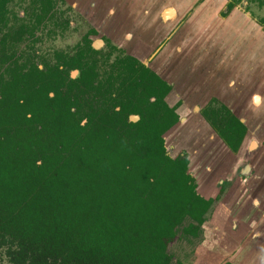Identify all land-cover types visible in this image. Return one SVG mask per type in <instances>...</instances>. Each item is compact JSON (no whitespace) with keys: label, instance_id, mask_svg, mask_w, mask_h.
I'll return each mask as SVG.
<instances>
[{"label":"trees","instance_id":"16d2710c","mask_svg":"<svg viewBox=\"0 0 264 264\" xmlns=\"http://www.w3.org/2000/svg\"><path fill=\"white\" fill-rule=\"evenodd\" d=\"M133 71L142 76L147 67ZM158 84L154 101L90 110L84 124L71 110L70 86L54 88V97L40 83L17 95L1 88L0 239L34 257L53 251L57 264H169L170 244L198 236L213 199L197 191L189 157L166 152L163 135L182 103L170 106V86ZM218 107L223 113L205 109L202 118L237 153L246 126Z\"/></svg>","mask_w":264,"mask_h":264},{"label":"crops","instance_id":"0c3cea01","mask_svg":"<svg viewBox=\"0 0 264 264\" xmlns=\"http://www.w3.org/2000/svg\"><path fill=\"white\" fill-rule=\"evenodd\" d=\"M66 1L86 17L91 13L103 19L110 17L109 24L117 33L127 35L129 41L134 36L145 43V57L149 52L153 57L159 45L155 53L160 51L156 62L160 69L156 73L173 85L175 97L195 92L198 98L215 100V105L223 104L246 119L256 115L263 122L250 126L254 139L246 138L248 144L241 159H216L215 152H211V163L205 171L214 181L206 191L213 202L202 225L209 235L206 244L211 245L197 247L191 264H223L227 260L218 261L228 246L241 251L236 257L238 264H264L262 26L239 7L221 15L226 0ZM148 62L146 65L151 66ZM209 139L214 141L215 137L210 134ZM200 168L199 162L190 161L189 171L194 178L199 177ZM220 191L222 197L216 201Z\"/></svg>","mask_w":264,"mask_h":264},{"label":"flooded vegetation","instance_id":"af4514ba","mask_svg":"<svg viewBox=\"0 0 264 264\" xmlns=\"http://www.w3.org/2000/svg\"><path fill=\"white\" fill-rule=\"evenodd\" d=\"M22 1L25 3L23 9L20 8ZM55 2L63 7L58 10L57 5L54 7ZM262 3L264 0H226L221 15L225 16L239 7L264 29ZM109 21L110 17L103 19L95 13L86 17L66 0H0V89L5 88L17 95L23 85L36 91L40 83L48 89V95L54 97V88L66 91L70 86V97L77 107L71 110L82 117V124L86 122L85 112L90 110L99 113L112 108L119 110L120 106L116 105L119 102L150 97L152 86L162 88L159 81L168 84L172 90L173 85L156 73V69H160L156 65L160 51H155L160 46L154 48L153 57L147 58L152 68L142 58L148 52L145 43L134 36L129 41L127 35L117 33ZM94 45L99 46L96 48ZM100 64L105 66L104 73ZM140 64L147 67L142 76L139 71H133ZM88 67V73H85ZM150 100L154 101L155 96ZM182 102L181 99L175 100V106ZM215 102L207 100L199 112L200 116L205 109L223 113L222 107L214 105ZM131 116L136 119L131 120ZM128 118L136 122L140 117L129 114ZM202 225L198 236L188 235L180 239L191 242L201 238ZM15 246L9 238L5 241L0 239V264H57L60 261L52 258L53 251L40 252L47 254L45 258L34 257L32 254L39 252L20 251ZM168 252L172 257L169 264L173 260L181 263L169 247Z\"/></svg>","mask_w":264,"mask_h":264},{"label":"water","instance_id":"95a60500","mask_svg":"<svg viewBox=\"0 0 264 264\" xmlns=\"http://www.w3.org/2000/svg\"><path fill=\"white\" fill-rule=\"evenodd\" d=\"M150 67L153 68V65ZM162 76V74H161ZM198 85V84H197ZM202 88V87H201ZM201 88H198L196 91H199ZM188 95L184 97H179V99L183 100V104L178 109V114L183 115V113H189V117L186 120V117L180 116V121L174 124L164 135V139L166 141V134L172 130L175 141L177 140V143L179 146L184 149L186 152L189 153V155H192L193 158H191L192 163L199 162L200 164V171L198 173L199 177H196L197 182V191L204 195L205 198H209L210 194H208L206 191L207 189H211L212 185L214 184V181L211 182L212 176L209 175L208 172L205 171V167L211 163V157L216 154V159L221 158L222 156L226 157L228 159L229 157H233L234 159H241L244 152H245V146L248 144L246 138L251 139L253 141V135L252 130L250 128L251 125H254L255 122L258 124H261V122L256 115L249 117L246 119L243 115H239L238 113L235 114L239 120L244 123L246 126V134L244 138V144L242 147L239 148L237 153L231 152L229 148L222 142V140L217 136V134L213 131V129L208 125L207 122L200 116V109L203 105H205L206 101L208 99L206 98H198L196 95H194L195 92H186ZM173 91L171 90L169 96L166 98L167 103L170 106H173L175 98L173 96ZM255 101H257V98H255ZM243 105V104H242ZM183 112V113H182ZM262 115H259V118H261ZM256 118V119H255ZM131 120L136 119L135 116L130 117ZM180 133V134H179ZM213 135L215 137L214 141L209 139V135ZM259 136H262L259 134ZM249 142H252V141ZM206 141L209 142V144H206ZM167 142V141H166ZM165 142V147H166ZM261 149L263 150L261 153L264 155V147L261 145ZM209 154V155H208ZM180 155H183L181 153ZM190 160V161H191ZM216 161V160H214ZM218 162V161H217ZM196 164V163H195ZM197 165V164H196ZM190 166V164H189ZM189 171V169H188ZM189 173L192 174V172L189 171ZM193 175V174H192ZM208 181V183H207ZM207 183V184H206ZM206 184V185H205ZM201 187V189H200ZM231 263L235 264L233 261H230Z\"/></svg>","mask_w":264,"mask_h":264},{"label":"rangeland","instance_id":"374dc122","mask_svg":"<svg viewBox=\"0 0 264 264\" xmlns=\"http://www.w3.org/2000/svg\"><path fill=\"white\" fill-rule=\"evenodd\" d=\"M258 0H255V2ZM254 2V0H253ZM199 3H201V0L199 1ZM25 3L22 1L21 3V9L24 8ZM57 5V9H61V4L58 2H55L54 7ZM256 6V4H254ZM257 7V6H256ZM67 8V7H66ZM260 8H262L263 10L261 11V13H264V3H262L260 5ZM64 45V44H62ZM96 48H98L99 45H94ZM152 55L150 54V52L148 53L147 57L144 59L145 62H148L147 58H150ZM104 69L105 66L100 64V70H102V73H104ZM73 75H75L74 73H72ZM215 105V104H214ZM183 113V112H182ZM181 117L183 116L184 118L189 117V113H183V115H180ZM181 122L180 120L178 121V123ZM173 131H170L166 134V152L168 155L170 156H178L181 153L185 154L187 157H189V153H185V150L182 149L179 144L177 143V140L175 141V137L173 134ZM180 134V133H179ZM194 177V176H193ZM195 183L197 184V178L195 177ZM208 183V181H207ZM206 183V184H207ZM205 184V185H206ZM222 192L220 191V194H217V196L215 197L216 201L220 200ZM216 194H214L215 196ZM220 197V198H219ZM209 235L207 236L206 233L203 232L202 234V238H199L197 240H193L190 242L189 241H185L183 239L178 238L174 243L169 245V250L171 251V253L173 254L174 257L180 259L181 263L180 264H191L192 262V252H196L197 251V247L201 246V245H207L208 247H210L209 245H211L210 243L206 244V241L208 240ZM237 241H239V239H237ZM226 252L225 254H223L224 256L221 257V261L218 262H222L223 260H227V261H233L235 264L237 263L236 261V257H239L241 254V251L239 249H236L235 247H231L228 246L226 248ZM232 257H225V256H229L232 255ZM195 261V260H194ZM172 264H178L177 262H175V260L172 261ZM238 264V263H237Z\"/></svg>","mask_w":264,"mask_h":264}]
</instances>
